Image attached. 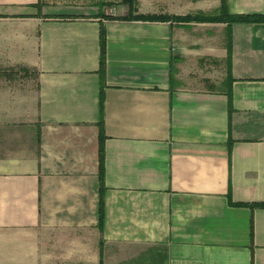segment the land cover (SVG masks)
<instances>
[{
  "label": "crops",
  "instance_id": "obj_1",
  "mask_svg": "<svg viewBox=\"0 0 264 264\" xmlns=\"http://www.w3.org/2000/svg\"><path fill=\"white\" fill-rule=\"evenodd\" d=\"M225 3L264 16V0ZM70 9L0 0V264H264V23Z\"/></svg>",
  "mask_w": 264,
  "mask_h": 264
},
{
  "label": "trees",
  "instance_id": "obj_2",
  "mask_svg": "<svg viewBox=\"0 0 264 264\" xmlns=\"http://www.w3.org/2000/svg\"><path fill=\"white\" fill-rule=\"evenodd\" d=\"M122 4L128 5L130 8V13L128 16L123 18H118L121 20H143V21H169L171 19L182 22H201V23H264V16L256 15V16H240V15H230L226 8L225 0H222V5L220 11L217 15L214 16H204V15H196V16H188L185 18H171L169 16L163 17H153V16H143L136 15L137 12V2L136 0H121ZM104 5L100 6V9H103ZM230 44V43H229ZM100 46H101V59H100V74L102 77V85L104 80L105 73V60H106V32L104 27H101L100 30ZM230 47V46H229ZM230 63V50L228 57V64ZM229 98L231 100V92H228ZM99 179H100V204H99V212H100V228H102L103 221V209H104V146L103 143L105 141V133H104V95L103 91L100 95V121H99Z\"/></svg>",
  "mask_w": 264,
  "mask_h": 264
},
{
  "label": "rangeland",
  "instance_id": "obj_3",
  "mask_svg": "<svg viewBox=\"0 0 264 264\" xmlns=\"http://www.w3.org/2000/svg\"><path fill=\"white\" fill-rule=\"evenodd\" d=\"M49 4L71 8L76 12H100L99 8L104 5L103 10L117 6L121 0H46ZM81 8V9H80ZM85 8V9H84Z\"/></svg>",
  "mask_w": 264,
  "mask_h": 264
}]
</instances>
